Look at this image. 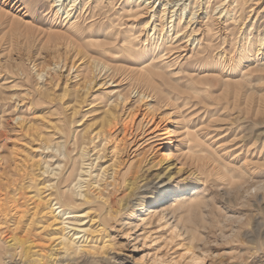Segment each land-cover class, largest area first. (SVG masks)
I'll return each instance as SVG.
<instances>
[{
	"label": "rangeland",
	"instance_id": "1",
	"mask_svg": "<svg viewBox=\"0 0 264 264\" xmlns=\"http://www.w3.org/2000/svg\"><path fill=\"white\" fill-rule=\"evenodd\" d=\"M54 1L0 0V260L264 264V0Z\"/></svg>",
	"mask_w": 264,
	"mask_h": 264
},
{
	"label": "bare ground",
	"instance_id": "2",
	"mask_svg": "<svg viewBox=\"0 0 264 264\" xmlns=\"http://www.w3.org/2000/svg\"><path fill=\"white\" fill-rule=\"evenodd\" d=\"M57 0H55L54 1V3L56 2ZM146 1V0H145ZM156 0H153V2H155ZM176 1H179V0H176ZM78 2V0H70V8L67 10H65V13L67 14V17L68 16H70L71 15V13H72V10L75 8V6L77 7V3ZM132 2V1H131ZM141 2V1H140ZM148 2V1H147ZM151 1H149V3H150ZM163 2H165L163 5H164V8H163V10H162V15H161V18H162V20L164 21L166 18H165V15H166V11H167V5L169 4V3H171V1H169V0H164ZM221 3H222V1H221ZM223 4V3H222ZM53 5H55V6H57L56 4H53ZM68 5V6H69ZM130 5V4H129ZM138 6V5H137ZM131 7V6H130ZM129 7V8H130ZM66 8V7H65ZM64 8V9H65ZM186 8V6L184 7V9ZM131 10V9H130ZM132 11V10H131ZM141 11V10H140ZM226 11V10H225ZM232 11V10H231ZM231 11H229L228 9H227V12H226V14H229ZM223 12V11H222ZM135 13H136V11H135ZM138 13H139V11H138ZM137 14V13H136ZM140 14V13H139ZM194 14V13H193ZM132 15V14H131ZM137 16H138V14H137ZM151 17H152V15H151ZM140 18V17H139ZM173 18V16H171V19ZM168 19V18H167ZM183 19V18H182ZM217 19V18H216ZM154 22L155 21H152L151 22V20H147L144 24H143V29H147V28H152V29H156V24L154 25V28L152 27L153 26V24H154ZM170 22H172V20L170 21ZM189 22H191V21H189ZM173 23V22H172ZM71 25V27L72 28H75L76 27V24L75 23H71L70 24ZM211 26H213V25H211ZM163 28H162V30L164 31V29H165V23L163 22V26H162ZM171 27H173L172 25H171ZM207 27H209V26H207ZM175 28V27H174ZM158 29V28H157ZM212 29V27L210 28V30ZM161 30V31H162ZM181 30V29H180ZM178 33V32H177ZM181 33V31L179 32V34ZM198 33V32H197ZM172 36V35H171ZM177 36V35H176ZM148 39V38H147ZM146 39V40H147ZM187 40V39H186ZM185 40V41H186ZM173 45V44H172ZM127 46V45H126ZM171 50V49H170ZM145 51V50H144ZM145 55V54H144ZM166 55V54H165ZM166 58V57H165ZM154 60V59H153ZM152 61V60H151ZM147 63V62H146ZM150 68H152V67H150ZM150 68H144V70L143 71H145L144 73H143V79H145V80H149V81H151V80H155V78L157 77V76H160L158 73H156V72H154L152 69H150ZM142 71V72H143ZM95 81L94 80H91V82H90V84H89V86L88 87H90V85H92V83H94ZM141 82V81H140ZM95 85V84H94ZM94 88V87H93ZM87 93V92H86ZM120 96V95H119ZM61 98V97H60ZM144 99V98H143ZM116 101V100H115ZM123 101V100H122ZM118 102V101H117ZM115 104H116V102H115ZM118 104H119V102H118ZM120 105H121V103H120ZM119 105V106H120ZM112 106V105H111ZM74 108V107H73ZM80 108V107H79ZM65 109V108H64ZM108 109V108H107ZM112 109H114V108H109L108 110H106L105 112V115L104 116H106V124L109 126V127H111L110 129H107V127H106V130L105 129H102V131H97L96 132V134H93L95 137H103L105 140H108L109 139V137H111V133H110V131H111V129H113L117 124H116V115H115V112H114V110H112ZM117 109V108H116ZM77 113V108H75V110H74V115ZM135 114H132L131 112H129V114H128V116H127V118H125L124 119V122H123V126H124V132H127V131H129L130 130V128H131V123H132V121H133V119H134V116ZM147 119V117H146V115H144L143 116V119ZM19 119V118H18ZM103 120V119H102ZM148 121V120H147ZM150 121V120H149ZM21 123V122H20ZM96 124H98V123H96ZM103 124V123H102ZM32 126V125H31ZM88 128V127H87ZM116 128V127H115ZM92 129V128H91ZM94 129V128H93ZM92 129V130H93ZM152 131L153 132H155V133H157L156 135H154V138L156 139V140H164V146H163V148H166V150L162 153L163 154V157H164V160L166 159V161L167 160H169L170 158H171V156H172V154H173V152H172V150H171V148L172 147H174L175 145H174V132L175 131H173V130H171V129H169L168 127H162V125L160 124V121L159 122H157L156 124H155V126L153 127V129H152ZM112 132H114V131H112ZM91 133V132H90ZM115 134V133H114ZM91 135V134H90ZM188 135V134H187ZM87 136V135H86ZM85 136V137H86ZM113 137V136H112ZM90 138H91V136H90ZM45 139V138H44ZM92 139H93V136H92ZM96 139V138H95ZM102 139V138H101ZM103 139V140H104ZM86 140V139H85ZM188 140V139H187ZM186 140V141H187ZM87 141V140H86ZM89 141V140H88ZM77 142V141H76ZM75 142V144H77ZM104 142V141H103ZM106 142H108V141H106ZM46 144V148L47 149H49L50 147H51V144H52V140H49L48 142H46L45 143ZM86 144L88 145V143L86 142ZM107 144V143H106ZM186 144H187V142H186ZM189 144V143H188ZM57 145V144H56ZM117 145V144H116ZM54 146V145H53ZM98 146V145H97ZM105 146V145H104ZM105 148V147H104ZM44 149V148H43ZM51 149V148H50ZM190 149V151H188V154L190 155V158H191V155L193 156V159L195 160H197V162H199V163H201V162H203V159H205L206 157L203 155V156H201V155H199V156H196V154H194V153H192L193 151H191V149H192V147H190L189 148ZM10 150V149H9ZM86 150V149H85ZM104 150V149H103ZM209 151V150H208ZM84 152V151H83ZM192 153V154H191ZM15 154V153H14ZM100 154V153H99ZM27 157V156H26ZM25 157V158H26ZM84 157H85V155H84ZM22 158V157H21ZM189 158V159H190ZM17 159H19V158H17ZM26 160H27V158H26ZM212 160V159H211ZM198 163V164H199ZM203 164H205V162L203 163ZM203 164H201L202 166L201 167H203ZM200 165V164H199ZM22 166H23V164H22ZM57 166V165H56ZM205 166V165H204ZM38 167V166H37ZM200 167V166H199ZM50 168V167H49ZM19 169H21V168H19ZM1 170V169H0ZM48 171H49V169H48ZM4 179V178H3ZM2 179V180H3ZM5 180V179H4ZM7 180V179H6ZM10 181V180H9ZM19 187V186H18ZM2 189V188H1ZM0 189V190H1ZM196 189V188H195ZM60 192V191H59ZM203 195V194H202ZM202 195H200V193L197 191V190H194V192H193V194H189L187 197H183V193H181V194H179V195H176V197H175V199L174 200H172V202H170L169 204L166 202L165 204H163V205H160L159 207H151L149 210V213L147 214V215H143V217H141V221H142V223H145V224H148V223H150L151 222V220H152V218L154 217V216H156V215H158V220L159 221H161V220H163L164 219V212L165 211H170V210H172V211H178V210H181V209H186L187 208V210H192L193 208H195L196 206H198L200 203H203V202H205L204 200H203V198H201V196ZM63 197H64V200H62L61 202L62 203H64V205H75V200H74V198L71 196V195H67V192H66V194H63L62 195ZM60 202V201H59ZM58 203V202H57ZM186 204H188L187 206H185ZM60 207V206H59ZM199 207V206H198ZM158 208V209H157ZM160 208V209H159ZM159 212V213H158ZM68 214V213H67ZM59 221V220H58ZM259 224V226L258 227H260L259 229H261V228H264V223L263 222H259L258 223ZM62 238H66L64 235L62 236ZM263 237H261L260 238V240H259V242L257 241V240H255V239H251L254 243L256 242V244L252 247L253 249H255L256 251L255 252H260V251H264V239H262ZM68 243H69V241L68 242H64V244L65 245H68ZM252 250V249H251ZM254 252V253H255ZM252 253V252H251ZM203 258H201L200 256H198L197 257V260L194 262V263H198L200 260H202ZM3 262V259L2 260H0V264H4V262Z\"/></svg>",
	"mask_w": 264,
	"mask_h": 264
}]
</instances>
